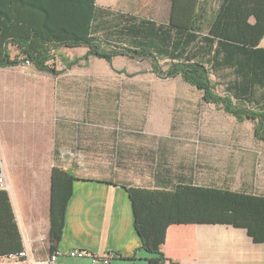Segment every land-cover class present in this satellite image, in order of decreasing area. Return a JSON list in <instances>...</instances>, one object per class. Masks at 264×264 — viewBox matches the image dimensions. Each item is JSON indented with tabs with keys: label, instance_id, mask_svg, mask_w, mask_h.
Returning a JSON list of instances; mask_svg holds the SVG:
<instances>
[{
	"label": "trees",
	"instance_id": "trees-1",
	"mask_svg": "<svg viewBox=\"0 0 264 264\" xmlns=\"http://www.w3.org/2000/svg\"><path fill=\"white\" fill-rule=\"evenodd\" d=\"M166 23L103 9L95 0H0V68L31 62L38 71L61 75L48 64L60 47H87L82 58L66 61L67 68L91 57L110 66L118 56L148 60L163 78L181 79L203 92L207 103L222 108L238 122L255 121V138L264 142V10L256 23L248 17L214 15V0H167ZM210 1L211 14L206 5ZM212 3V4H211ZM106 33L102 39L100 34ZM22 56L12 58L10 45ZM170 67L161 72L159 59ZM158 70V71H157ZM227 74V94L215 91L213 74ZM119 73L131 76L126 70ZM134 75V74H132ZM75 177L55 169L51 203L50 240L58 250L65 227V211ZM128 193L148 264H166L163 253L167 231L174 224H227L247 230L264 243V195L181 182L172 188L122 186ZM24 251L23 239L7 190L0 189V258Z\"/></svg>",
	"mask_w": 264,
	"mask_h": 264
},
{
	"label": "crops",
	"instance_id": "crops-1",
	"mask_svg": "<svg viewBox=\"0 0 264 264\" xmlns=\"http://www.w3.org/2000/svg\"><path fill=\"white\" fill-rule=\"evenodd\" d=\"M163 1L169 19L170 3ZM95 2L99 8L121 12L135 5V0ZM212 3L216 15L222 3ZM224 4L223 13L247 16L250 24L264 10V0H228ZM206 10L210 15V1ZM15 47L11 44L10 52ZM259 47L264 48V37ZM74 48L84 54L88 50ZM77 110L69 112L60 125L39 117L15 122L13 126L20 132L9 138L0 136L7 192L27 252L23 264H48L55 169L70 172L76 179L57 249L114 254L110 264H148L151 257L142 248L123 185L172 188L186 182L264 195V169L261 175L257 165L248 176L232 175L226 155H203L198 146L194 151L183 149L181 135L172 129H134L132 120L125 117ZM163 253L173 264H264V243L255 242L246 229L227 224L171 225ZM62 262L93 264L89 258L65 257ZM0 264L12 263L3 257Z\"/></svg>",
	"mask_w": 264,
	"mask_h": 264
},
{
	"label": "rangeland",
	"instance_id": "rangeland-1",
	"mask_svg": "<svg viewBox=\"0 0 264 264\" xmlns=\"http://www.w3.org/2000/svg\"><path fill=\"white\" fill-rule=\"evenodd\" d=\"M167 8L163 0H135L132 10L123 13L166 23ZM100 36L104 39L106 33ZM10 54L12 58L21 56L17 46ZM83 56L80 49H57L55 59L48 64L64 71L59 76L38 71L27 61L16 67L0 68L1 138L20 132L14 128L15 122L41 117L60 125L69 112L93 109L130 119L134 129H172L181 135L183 149L194 151L198 146L203 155H226L232 175L236 172L248 176L256 165L263 174L264 142L255 138V121L238 122L222 108L207 103L203 92L181 77L163 78L153 72L148 60L118 56L110 66L105 60L92 58L88 63L82 60L67 68L66 61ZM159 64L161 72L170 67L166 58H160ZM123 70L131 76L119 73ZM226 73L212 75L215 91L220 95L227 94Z\"/></svg>",
	"mask_w": 264,
	"mask_h": 264
},
{
	"label": "built area",
	"instance_id": "built-area-1",
	"mask_svg": "<svg viewBox=\"0 0 264 264\" xmlns=\"http://www.w3.org/2000/svg\"><path fill=\"white\" fill-rule=\"evenodd\" d=\"M29 64L30 62L27 61ZM0 189L8 190L9 185L7 181V175L5 171L4 162L2 159V155L0 152ZM65 257L77 258V259H91L93 264L101 263V264H110L111 260L115 257L114 254L100 256L90 250L87 249H73L67 252H62L60 250H56L51 252L49 255L48 264H63L62 259ZM12 264H23L24 260L27 258V252L24 250L19 254L11 255L7 257Z\"/></svg>",
	"mask_w": 264,
	"mask_h": 264
}]
</instances>
